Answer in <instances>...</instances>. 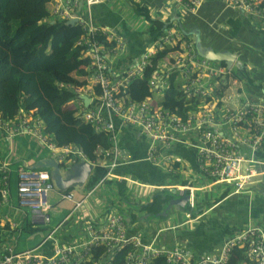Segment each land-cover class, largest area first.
<instances>
[{
	"label": "built area",
	"instance_id": "obj_1",
	"mask_svg": "<svg viewBox=\"0 0 264 264\" xmlns=\"http://www.w3.org/2000/svg\"><path fill=\"white\" fill-rule=\"evenodd\" d=\"M109 1L49 2L54 21L67 23L69 19L77 18L76 24L82 28L76 44L86 49L84 57L90 60V77L88 84L78 87V91L88 96L90 103L87 106L85 101L78 99L73 107L78 108L80 117L94 124L97 130L108 132L113 143L109 151L100 152L103 162H100V158L97 160L98 164L108 168L107 175L99 184L114 177L149 188L148 184L115 173L120 164L127 162L129 154L119 143L111 116L139 129L150 142L148 159L170 173H177L175 164L183 162L181 156L172 152L173 147L177 143L188 142L196 150L199 172L214 182L229 185L239 192L248 190L260 181L264 175V161L258 159L257 155L264 153V101L239 100L234 64L228 67L200 56L195 35L184 31L179 21L173 20L163 28L151 23L149 33L152 43L136 62L114 73L112 68L118 58L125 55L127 43L116 30L98 23L93 12L95 5ZM169 1L179 11L187 9L195 13L204 0ZM226 1L248 16L264 19V0ZM162 51L165 55L149 77V86L154 94L164 93L170 84L171 75L175 74L176 83L188 105L195 106L185 115L156 104L151 98L135 100L128 94L129 84L143 76L148 67L154 66L152 58ZM64 86L60 84L61 88ZM45 127L37 109L21 108L13 119H4L0 115V133L7 142L25 136L36 140L57 162L67 160L66 164H62L64 166L90 162L82 148L69 144L59 146ZM10 173L6 161L0 163V208H5L6 219L11 218ZM96 187L82 200H75L73 192L59 191L62 199L74 201L73 214L82 208ZM157 188L173 190L180 198L187 196L191 210H185L186 216H192L196 206L195 186L183 183L159 185ZM56 189L52 174L46 169L22 165L17 172L20 207L42 216L46 223L51 209L49 195ZM122 208L112 204L94 217L82 218L83 227L78 229L82 231L81 235L67 242L61 240L60 233L64 226L61 222L51 228L37 246L17 250L13 245H5L0 254V264H88L91 260L93 264H111L112 258L125 249L123 264H158L156 260L159 258L164 259V264H226L235 247L246 248L247 264H264V231L258 226L249 225L227 236L215 253H203L188 243L177 242L168 246L163 245L157 237L145 240L140 235L129 234V220L133 212H124ZM72 214L67 218L74 216ZM13 226L17 227L18 224L13 223ZM98 249L99 256L93 258Z\"/></svg>",
	"mask_w": 264,
	"mask_h": 264
},
{
	"label": "crops",
	"instance_id": "obj_2",
	"mask_svg": "<svg viewBox=\"0 0 264 264\" xmlns=\"http://www.w3.org/2000/svg\"><path fill=\"white\" fill-rule=\"evenodd\" d=\"M117 1L123 2L122 0ZM219 1L220 0H205L204 2H206L207 5L205 6L206 3L204 4L205 7L203 11L207 10L210 6H218ZM110 3L111 2L109 1L107 3L95 5L93 7V12L98 23L116 30V32L124 37L127 43L125 55L118 58L116 64L112 68L113 72L116 73L122 71L124 69L123 67L136 62L147 47L152 43V38L149 33L150 27L145 31L139 30L142 21L134 25V29H130L126 24L122 25L123 19L121 16L123 14L122 11H119V9L123 5L110 6ZM134 7L135 8L131 9V15L135 16H142L138 10L143 12L148 9L147 6L141 5ZM181 17V14L177 13L171 21L177 20L182 26L180 21ZM250 17L251 16H248L241 11H235L232 13L229 16L231 32L234 34L237 44L240 45V50L247 48V51L252 55H259H253L254 59H264V19L259 17ZM148 22H150V24L153 23L152 20H148ZM200 24L201 21L199 22L197 20L196 23L191 25V32H186L190 34L198 33L202 41L199 28ZM235 54L237 56V61L239 57L238 54L241 53ZM241 64L243 72L248 75L246 69L247 63L243 62ZM157 65H159V63ZM235 76L238 80L236 90H238L240 98L242 95V88L237 75ZM261 86L264 91V84H261ZM78 87L80 86H76L77 98L74 99L76 101L78 99H82L81 96L83 95L78 91ZM154 95L155 94H153V97H149L151 98V101L154 98ZM257 101H264V98L262 97ZM154 103H159L161 105V101ZM71 106L73 107V105ZM111 119L115 124L120 145L129 154L127 162L120 164L117 169H115V173L117 175L148 184L150 189H156L159 185L169 186L183 183L191 184L196 187V206L192 210V216L190 218H187L186 211L182 208L185 211V214L181 215L179 213L180 220L174 221L171 219L170 209L168 215H164V217H155L152 221L151 218L154 216L143 212L142 209H140L139 203H127L130 205V210L134 213L136 218L133 220L131 218L129 220L128 218L130 222L128 229L129 234L140 235L145 240H152L157 237L163 245H173L177 242L188 243L198 252L215 253L220 249L227 236L233 235L249 225L258 226L264 231V179H262L264 175L260 178V181L256 183H262L259 189L256 188V184H254L248 190L236 192L231 186L227 185L224 189H219L215 192L214 188L219 186L220 183L214 182L211 178L206 177L199 172L196 150L190 146L188 142L185 144L177 143L173 147L172 152L181 156L183 158V162L176 167L178 170L177 173H170L166 169L148 159L150 142L139 129L129 126L117 117L111 116ZM51 138L53 139L52 136ZM5 141L6 140L3 135L0 133V163L6 161L11 172V207L9 209L11 218L6 219L4 215L5 208H0V254L3 252V246L5 245H13L17 250H24L37 246L42 243V240L45 235L50 232L51 228L53 229L57 227L61 222L64 224L60 233L61 240L63 242L79 237L82 231L78 229L79 227H83L81 222L82 218L86 219L94 217V215H90L92 213L84 215V213H80V209H78L72 214V210L74 209L72 208L68 211V213L66 212L67 214L64 218L60 219L58 218L59 216L56 217L54 204L50 201L51 209L48 213L49 221L46 223L44 222L42 216L34 215L28 208H21L18 203L17 172L21 166L26 165L27 167L46 169L49 171L51 167H36V164L40 161L43 163L57 162V159L46 149L43 150L39 143L37 148V141L33 138L19 136L14 138L11 142L6 141V143ZM45 151L49 153L52 158L50 156L49 158ZM24 152L25 154H22ZM14 154H18V156L15 157ZM257 157L258 159L264 161V153H258ZM14 158H17L16 161ZM103 159V156H101L100 162H103ZM65 162H67V160L63 161V163ZM63 163L61 162L59 164ZM262 168H264V165ZM65 169L66 167L63 168L62 173L66 172ZM126 181L127 185H131V197L135 199L136 202H139L137 201L136 194L133 190L134 187L137 188V185L129 180ZM103 184H105V182ZM107 187L117 192L115 186ZM85 188L86 184L75 186L73 189L71 188L70 192L75 194V200L83 199L80 198V194L81 190ZM229 188H232V191L223 197L222 194ZM55 191L59 192L58 194L61 195V191H59V189H56ZM241 193H245V196H237ZM151 195H153V193L149 194L148 197L141 202H150L152 200ZM60 200L64 199L61 197ZM119 200L120 197L118 196L115 199V202H110L109 204L107 203L103 208H101L99 213L102 212L108 205L115 203L119 204ZM68 201L74 204L73 201ZM122 206L123 205H120V207ZM130 210L128 207L125 209L126 212H129ZM70 214L74 215L76 219L72 220L73 216L68 219L67 217ZM13 223H17L18 226L14 227ZM45 230L47 231L42 236V232Z\"/></svg>",
	"mask_w": 264,
	"mask_h": 264
},
{
	"label": "trees",
	"instance_id": "obj_3",
	"mask_svg": "<svg viewBox=\"0 0 264 264\" xmlns=\"http://www.w3.org/2000/svg\"><path fill=\"white\" fill-rule=\"evenodd\" d=\"M50 1L0 0V115L4 119H13L21 108L37 109L45 121L46 132L58 145L75 144L86 152L91 162L96 163L86 182V188L91 190L107 175L108 168L98 164L97 160L102 156L100 152L109 151L113 143L108 132L97 130L94 124L80 117L78 108L71 106L77 98L76 86H86L89 82L90 60L84 57L86 49L76 44L82 34L81 26L59 20L53 22ZM135 5L140 6L139 3ZM138 12L158 28L170 23V20L163 21L154 16L148 9ZM164 55V51L159 52L152 58L154 66L148 67L143 76L129 84L127 88L131 98L143 100L153 97L148 80ZM61 83L65 85L62 88ZM163 94L161 105L165 108L181 115L195 108L188 105L176 83L175 74L171 75L170 84ZM178 165L175 164L176 167ZM105 184L116 187L120 205L139 203L143 212L154 217H164L169 201L176 198L169 192L171 190L157 189L150 202H136L126 180L110 177ZM70 191L71 188L67 190ZM231 191L232 188L226 189L222 196ZM125 208L126 205L122 208L124 212ZM130 218L136 219L134 213ZM126 250L114 256L111 264H123ZM99 252L100 249L95 251L93 258H97ZM156 261L164 264L162 258ZM248 261L246 248L235 247L226 264H247ZM88 264H93V261Z\"/></svg>",
	"mask_w": 264,
	"mask_h": 264
},
{
	"label": "rangeland",
	"instance_id": "obj_4",
	"mask_svg": "<svg viewBox=\"0 0 264 264\" xmlns=\"http://www.w3.org/2000/svg\"><path fill=\"white\" fill-rule=\"evenodd\" d=\"M123 2H118L117 0H111L110 6H121L119 11H122V25L126 24L130 29H134V25L138 24V22L142 21L140 24V31H145L147 28L150 27V22L145 18L144 15L142 16H135L131 15V9L135 8V3H139L141 6H147L148 10L151 11V13L159 18H161L163 21L170 20L177 14H181V24L182 29L184 31L191 32V25L196 23L197 20L201 24L199 26L200 33L202 37V41L200 43L201 47L203 48H210L212 47L215 51H229L232 53H241L238 54L239 57L237 61L235 62L233 69L234 74L237 75L240 86L242 88V95L239 98L240 101L245 102L247 100L257 101L260 100V98H264V91L261 86V84H264V59H254V56H259L257 54H251L247 51V48H244L240 50V45L237 44L236 38L234 34L231 32V23H229V16L236 12H239L236 8H234L232 5H230L226 0H220L218 6H210L207 10H204V7L207 5L206 2H202L199 9L195 13H191L187 9H183L179 11L178 9H175L174 7L170 6L169 0H122ZM206 3V4H205ZM205 4V6H204ZM251 18V17H250ZM255 19V18H253ZM203 21V22H202ZM169 23V24H170ZM147 34V33H146ZM196 41V39H195ZM247 63L246 69L248 72V75H246L241 66V63ZM163 93H155L154 98L152 101L159 102L163 100ZM77 101H72L71 105H76ZM38 148V143L36 144ZM34 151V150H33ZM46 152V151H45ZM47 153V152H46ZM22 154H25L22 153ZM48 157L50 156L49 153ZM15 157L18 156V154H14ZM21 157V155H20ZM51 157V156H50ZM49 157V158H50ZM52 158V157H51ZM15 161L17 158H14ZM70 164H67L66 166H69ZM64 166V165H63ZM65 167V166H64ZM52 172V168L49 170ZM264 179V176L262 177ZM261 184H256V188H260ZM227 187L225 184H220L219 186L215 187L214 190L217 192L219 189H224ZM131 188V185H130ZM158 188H145V187H138L133 188L134 193L136 194L137 201H143L145 198L148 197L149 194L158 191ZM160 190V189H159ZM90 189L85 188L81 190L80 198H84ZM235 191V190H234ZM57 191H51L50 193V201L52 204H54V209L56 211V217L62 219L66 216L68 211L72 208H74L75 203L69 202L68 200H60L61 195L55 193ZM172 193V195L176 198H179L177 194H174V191H169ZM119 195L113 190L107 187L105 184H99L94 190L91 196L85 201L84 206L79 210L80 213L83 212L84 215H98L99 211H101V208H103L107 203L115 202V199ZM237 196H245V193H241ZM153 198V195H151V199ZM74 202V201H73ZM115 205L119 206L115 203ZM127 206L130 210L129 204H123L122 207ZM126 207V208H127ZM125 208V209H126ZM67 212V213H66ZM59 213V214H58ZM87 213V214H85ZM179 213L181 215L185 214V211L178 206L177 204L173 205L171 207L170 217L172 220H180L179 219ZM55 216V214H54ZM75 216H73L72 220H75ZM155 217H152L151 220L153 221ZM47 230L42 232V236L46 233ZM47 235V234H46ZM45 235V237H46ZM172 246V245H168Z\"/></svg>",
	"mask_w": 264,
	"mask_h": 264
},
{
	"label": "water",
	"instance_id": "obj_5",
	"mask_svg": "<svg viewBox=\"0 0 264 264\" xmlns=\"http://www.w3.org/2000/svg\"><path fill=\"white\" fill-rule=\"evenodd\" d=\"M77 22V18L69 19L67 24L75 25ZM194 33V32H192ZM196 37V46L198 54L204 58H207L211 61L223 62L228 67H231L236 61V54L229 51H215L213 48H203L201 47V39L198 33H194ZM81 98L85 101L86 105H89L90 98L86 95H82ZM36 167H51L52 168V177L55 181L56 187L61 190H68L69 188H73L79 185H85L89 177L94 171V164L88 161L78 162L71 167H66V172L62 173L64 166L57 162H47L43 163L42 161L36 164ZM179 205L181 208L186 211H190L191 207L188 203V197L176 198L172 199L168 203V207L164 213V215H168L171 207L173 205Z\"/></svg>",
	"mask_w": 264,
	"mask_h": 264
}]
</instances>
